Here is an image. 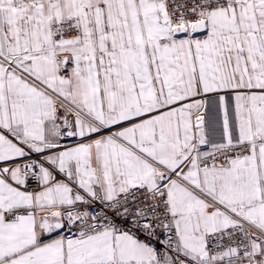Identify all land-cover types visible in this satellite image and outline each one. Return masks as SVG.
Masks as SVG:
<instances>
[{"label":"snow or ice","instance_id":"snow-or-ice-1","mask_svg":"<svg viewBox=\"0 0 264 264\" xmlns=\"http://www.w3.org/2000/svg\"><path fill=\"white\" fill-rule=\"evenodd\" d=\"M0 264H264V0H0Z\"/></svg>","mask_w":264,"mask_h":264}]
</instances>
